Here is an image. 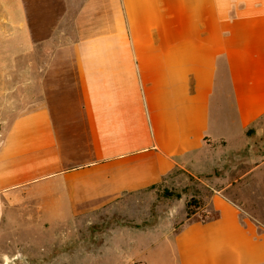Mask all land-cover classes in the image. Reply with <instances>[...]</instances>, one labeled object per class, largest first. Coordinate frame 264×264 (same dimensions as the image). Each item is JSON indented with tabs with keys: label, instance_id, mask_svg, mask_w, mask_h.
Listing matches in <instances>:
<instances>
[{
	"label": "crops",
	"instance_id": "crops-1",
	"mask_svg": "<svg viewBox=\"0 0 264 264\" xmlns=\"http://www.w3.org/2000/svg\"><path fill=\"white\" fill-rule=\"evenodd\" d=\"M0 116V201L59 220L208 143L240 150L264 117V0H0ZM227 187L145 264H264V225Z\"/></svg>",
	"mask_w": 264,
	"mask_h": 264
},
{
	"label": "rangeland",
	"instance_id": "rangeland-1",
	"mask_svg": "<svg viewBox=\"0 0 264 264\" xmlns=\"http://www.w3.org/2000/svg\"><path fill=\"white\" fill-rule=\"evenodd\" d=\"M255 128L240 150L208 143L154 188L71 218L48 217L30 195L0 201V264H145L168 229L176 233L184 224L190 198L204 205L226 185L223 193L239 204L242 219L248 214L264 225V118ZM200 211L194 220L205 218Z\"/></svg>",
	"mask_w": 264,
	"mask_h": 264
},
{
	"label": "trees",
	"instance_id": "trees-1",
	"mask_svg": "<svg viewBox=\"0 0 264 264\" xmlns=\"http://www.w3.org/2000/svg\"><path fill=\"white\" fill-rule=\"evenodd\" d=\"M264 117H262L259 121H261ZM257 121L256 123H254L252 126H250L248 129H246L245 131V136L246 137H250L251 135H253L255 133V127L257 125V123L259 122ZM156 185H153L149 188H147L146 190L148 189H151V188H154ZM166 197L168 198H175V199H180V195L179 194H175V195H172L171 193H165ZM203 208V203L200 199H195V198H190V200H188L186 202V205H185V210H186V214H185V221L187 223H190V222H194V221H208V220H214L217 218V214L216 212H209L208 215H206V218H202L200 220H194L193 217L197 214V212H199L201 209Z\"/></svg>",
	"mask_w": 264,
	"mask_h": 264
},
{
	"label": "built area",
	"instance_id": "built-area-1",
	"mask_svg": "<svg viewBox=\"0 0 264 264\" xmlns=\"http://www.w3.org/2000/svg\"><path fill=\"white\" fill-rule=\"evenodd\" d=\"M1 208V207H0Z\"/></svg>",
	"mask_w": 264,
	"mask_h": 264
}]
</instances>
